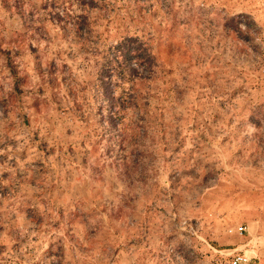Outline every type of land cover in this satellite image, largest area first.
Wrapping results in <instances>:
<instances>
[{
	"label": "rangeland",
	"instance_id": "rangeland-1",
	"mask_svg": "<svg viewBox=\"0 0 264 264\" xmlns=\"http://www.w3.org/2000/svg\"><path fill=\"white\" fill-rule=\"evenodd\" d=\"M123 38L149 73L113 59ZM248 241L264 257V0H0V264Z\"/></svg>",
	"mask_w": 264,
	"mask_h": 264
},
{
	"label": "built area",
	"instance_id": "built-area-1",
	"mask_svg": "<svg viewBox=\"0 0 264 264\" xmlns=\"http://www.w3.org/2000/svg\"><path fill=\"white\" fill-rule=\"evenodd\" d=\"M227 234L237 237H244L246 229L237 225L226 230ZM257 246L250 241L238 247H231L220 250H212L214 264H264V257L257 256Z\"/></svg>",
	"mask_w": 264,
	"mask_h": 264
},
{
	"label": "trees",
	"instance_id": "trees-1",
	"mask_svg": "<svg viewBox=\"0 0 264 264\" xmlns=\"http://www.w3.org/2000/svg\"><path fill=\"white\" fill-rule=\"evenodd\" d=\"M110 52L113 59H121V63L125 66V69L129 76H137L136 71L133 67H129L127 64L133 61L141 65L147 73L150 71L151 55L148 50L146 42H142L135 38H123L118 41L115 45L111 46Z\"/></svg>",
	"mask_w": 264,
	"mask_h": 264
}]
</instances>
